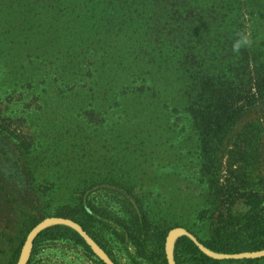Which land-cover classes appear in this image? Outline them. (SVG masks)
<instances>
[{"label": "trees", "instance_id": "obj_1", "mask_svg": "<svg viewBox=\"0 0 264 264\" xmlns=\"http://www.w3.org/2000/svg\"><path fill=\"white\" fill-rule=\"evenodd\" d=\"M152 2L173 19L170 31H160L178 36V68L188 75L172 111L180 114L179 133L193 132L194 150L173 154L192 153L190 165L172 166V182L152 183L139 177L146 167L120 162L129 152L119 149L110 150V161L120 156L110 164L55 170L51 162L65 153L39 150L38 136L6 124L11 116L0 118V264H19L28 237L49 220L55 222L36 232L25 264H263L264 255L248 254L264 251V51L248 31L260 20L249 24L250 14L264 17V0ZM149 72L139 71L118 94L157 96ZM248 116L250 130L230 135ZM180 180L195 185L189 209L195 197ZM176 228L187 233L175 239L170 257L167 239Z\"/></svg>", "mask_w": 264, "mask_h": 264}, {"label": "rangeland", "instance_id": "obj_2", "mask_svg": "<svg viewBox=\"0 0 264 264\" xmlns=\"http://www.w3.org/2000/svg\"><path fill=\"white\" fill-rule=\"evenodd\" d=\"M255 18H260L258 27L248 35L264 51V17L252 13L249 24ZM169 19L164 4L152 0H0V118L11 116L6 124L38 136L39 150L65 153L51 162L55 170L72 165L79 171L97 160L110 164L120 158L110 161V150L122 149L129 152L120 159L126 167H146L140 178L172 182L178 175L168 173L171 167L185 171L192 159V153L173 154L189 153L195 141L189 139L190 127L179 133L180 114L172 111L188 75L178 68V36L161 34L159 26L170 31ZM149 68L146 76L159 95L153 90L118 94ZM249 130L250 116L229 134ZM155 169L162 173L157 176ZM179 184L185 195L195 197L186 201L189 209L198 198L195 185ZM176 230V238L185 232Z\"/></svg>", "mask_w": 264, "mask_h": 264}, {"label": "bare ground", "instance_id": "obj_3", "mask_svg": "<svg viewBox=\"0 0 264 264\" xmlns=\"http://www.w3.org/2000/svg\"><path fill=\"white\" fill-rule=\"evenodd\" d=\"M177 233H178V230H176V229L172 230L169 233V236H168V239H167V249H168V252H170V253L172 252L173 244L175 242ZM30 249H31V237L29 238V240L26 242V244L24 246V250H23V254H22V257H21L20 264H22L28 258Z\"/></svg>", "mask_w": 264, "mask_h": 264}, {"label": "water", "instance_id": "obj_4", "mask_svg": "<svg viewBox=\"0 0 264 264\" xmlns=\"http://www.w3.org/2000/svg\"><path fill=\"white\" fill-rule=\"evenodd\" d=\"M59 222H65V223H70L71 225H73V226H75V227H77V228H80L79 226H77L76 224H74V223H72V222H68V221H64V220H59ZM42 227V225L38 228V229H36V230H34L33 232H32V234L28 237V239H27V241L29 240V238L31 237V247H32V239H33V237H34V235L36 234V232L40 229ZM81 229V228H80ZM183 229V228H182ZM173 230H175V229H173ZM185 232L184 233H187L186 232V230L185 229H183ZM172 231V230H171ZM170 231V232H171ZM92 244H93V246H94V248H95V246L98 248V249H100L95 243H93L92 242ZM174 245V244H173ZM95 250H96V248H95ZM101 250V249H100ZM168 250V249H167ZM97 251V250H96ZM102 251V250H101ZM30 252H31V249H30ZM30 252H29V255H28V258H29V256H30ZM98 252V251H97ZM103 252V251H102ZM104 253V252H103ZM169 253V255H170V257H172V255H173V249H172V252L170 253V252H168ZM98 254H99V252H98ZM105 254V253H104ZM100 255V254H99ZM101 256V255H100ZM105 256H106V258H104L103 256H101V257H103L106 261H108V262H110V260H109V258L107 257V255L105 254ZM22 257V256H21ZM28 258L25 260V263H26V261L28 260ZM21 260V259H20ZM24 263V264H25ZM19 264H20V262H19Z\"/></svg>", "mask_w": 264, "mask_h": 264}, {"label": "clouds", "instance_id": "obj_5", "mask_svg": "<svg viewBox=\"0 0 264 264\" xmlns=\"http://www.w3.org/2000/svg\"><path fill=\"white\" fill-rule=\"evenodd\" d=\"M243 42H245L243 38L241 40L236 41V43L233 45V50L238 51L241 47V43Z\"/></svg>", "mask_w": 264, "mask_h": 264}]
</instances>
